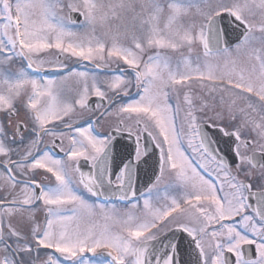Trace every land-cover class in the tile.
<instances>
[{
    "label": "snow or ice",
    "instance_id": "6c2138e0",
    "mask_svg": "<svg viewBox=\"0 0 264 264\" xmlns=\"http://www.w3.org/2000/svg\"><path fill=\"white\" fill-rule=\"evenodd\" d=\"M0 113V264H264V0H0Z\"/></svg>",
    "mask_w": 264,
    "mask_h": 264
},
{
    "label": "flooded vegetation",
    "instance_id": "af4514ba",
    "mask_svg": "<svg viewBox=\"0 0 264 264\" xmlns=\"http://www.w3.org/2000/svg\"><path fill=\"white\" fill-rule=\"evenodd\" d=\"M47 77L51 78V77H54L57 75L56 72L54 71H51L49 70L47 73H46ZM93 100H95L96 98H92ZM19 106V105H18ZM23 115V113H21V116ZM0 122H3L4 124H7L8 121H7V117L3 114V113H0ZM13 123H15V119L13 120ZM82 163V167H83V170L84 171H87V166L83 163V161L81 162Z\"/></svg>",
    "mask_w": 264,
    "mask_h": 264
}]
</instances>
